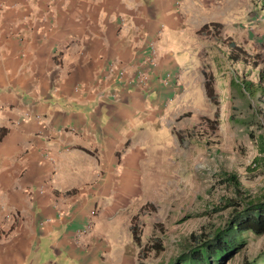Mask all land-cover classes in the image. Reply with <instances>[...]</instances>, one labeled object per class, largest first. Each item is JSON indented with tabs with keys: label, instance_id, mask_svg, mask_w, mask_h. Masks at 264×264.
<instances>
[{
	"label": "crops",
	"instance_id": "0c3cea01",
	"mask_svg": "<svg viewBox=\"0 0 264 264\" xmlns=\"http://www.w3.org/2000/svg\"><path fill=\"white\" fill-rule=\"evenodd\" d=\"M236 1L0 0V264H130L152 161L201 97L197 34Z\"/></svg>",
	"mask_w": 264,
	"mask_h": 264
},
{
	"label": "rangeland",
	"instance_id": "374dc122",
	"mask_svg": "<svg viewBox=\"0 0 264 264\" xmlns=\"http://www.w3.org/2000/svg\"><path fill=\"white\" fill-rule=\"evenodd\" d=\"M234 6L230 20L222 15L224 23L197 34L194 89L201 97L177 119L173 146L152 161L156 182L129 217L137 234L130 264H171L222 226L234 202L264 196V95L256 91L257 84L264 88V0ZM245 80L255 84L252 94ZM243 236L244 246L225 264H264V233Z\"/></svg>",
	"mask_w": 264,
	"mask_h": 264
},
{
	"label": "trees",
	"instance_id": "16d2710c",
	"mask_svg": "<svg viewBox=\"0 0 264 264\" xmlns=\"http://www.w3.org/2000/svg\"><path fill=\"white\" fill-rule=\"evenodd\" d=\"M210 25H204L201 29L208 30ZM244 90L250 94L255 90V84L250 80L242 81ZM258 90L264 95V88L257 84ZM205 87L210 93L212 88L209 78ZM228 181L238 185L236 175L229 174ZM234 210L229 219L222 225L202 237H197L194 245L184 251L171 264H225V262L237 253L245 244L243 234L252 232L260 235L264 233V196L250 198L242 202H234ZM131 233L136 240V229L131 227ZM242 264H257L256 261H244Z\"/></svg>",
	"mask_w": 264,
	"mask_h": 264
},
{
	"label": "built area",
	"instance_id": "2783aa9c",
	"mask_svg": "<svg viewBox=\"0 0 264 264\" xmlns=\"http://www.w3.org/2000/svg\"><path fill=\"white\" fill-rule=\"evenodd\" d=\"M139 82L142 84V85H144V84H146V82H147V80H148V76H147V74H145V73H141L140 75H139ZM94 212H91V214H93ZM14 218V216H13V214H10V213H6V214H4L3 215V217H2V219H1V221H0V231H1V229L4 227V224L6 223V222H9V221H11L12 219ZM88 227V226H87Z\"/></svg>",
	"mask_w": 264,
	"mask_h": 264
}]
</instances>
